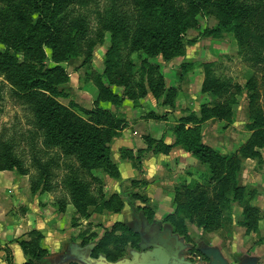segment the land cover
<instances>
[{
    "label": "rangeland",
    "instance_id": "1",
    "mask_svg": "<svg viewBox=\"0 0 264 264\" xmlns=\"http://www.w3.org/2000/svg\"><path fill=\"white\" fill-rule=\"evenodd\" d=\"M148 1L66 0L65 14L68 20L54 46L46 47L47 58L42 60L25 51H11L13 59L8 64L0 63V171L6 164L7 152H10L19 158L27 169L26 175L30 176L31 186L32 177L38 178L42 166L53 160L51 164L49 163L53 172L49 192L53 191L56 198L68 200L71 197L72 199L68 183L72 175H76L82 181L86 195L96 202L99 203L102 198L109 197L104 193L103 183L118 177L111 176L101 168H84L76 156L67 155L59 148L44 144L45 138L40 127L38 111L47 96L55 99L62 106L74 110L85 120L90 119L85 113L94 110L96 102L102 108L123 117L127 125L113 137L111 144L114 153L112 160L117 165L115 159L120 157L122 160H131L137 168L143 166L144 151L141 150L142 153H140V149L136 147L118 145L117 140L122 132L130 127V123L141 116L147 114V118L150 119H163L168 116L172 108L175 111L178 90L185 88V92H188L189 85L198 86L206 81L214 80L225 83L223 85L225 90L219 95H206L202 101L196 96L188 99L192 107L199 105L198 111L206 103L212 108L216 105L230 104L231 119L215 120L205 126L206 136L205 138L203 136V141L215 150H217L216 146L213 145L219 146L222 143H229L226 148L231 151L237 150V141L240 142V149L248 145L256 131V129L250 130V124L259 122L258 128L264 130V0H238L237 6L243 12L242 27L235 32L213 37H206L204 34L207 29L217 26L221 17L215 6V0H212L211 4L199 14H192L183 1L175 0L187 15L191 27L182 37L185 53L178 55L176 49H171L170 52H174L175 56L169 60L162 56L153 58L150 55V47L153 43L151 32L162 26L168 27L169 22L149 13L146 8ZM32 9L30 0H0V11L9 14L14 21L19 18L20 11L30 13ZM117 24L119 25L118 33L114 31ZM114 34H116L117 44L108 65L107 53L112 45ZM71 35H76L72 42L74 46L72 53L67 47V44L71 42L69 39ZM7 55V44L0 32V59L6 58ZM62 56H68V59L59 61L58 59ZM145 61L154 66V77L163 76L167 88L171 89L169 96L172 95V97L167 95L159 100L151 91L146 98L132 97V95L140 94L138 84L142 78L147 86L148 74L142 75ZM191 74L195 75L192 79ZM46 77L58 83L39 82L36 88L30 85L32 80L41 78L44 81ZM178 85H181L179 89ZM103 86L109 87L121 98L120 107H116L106 99ZM185 95L190 96L186 93ZM166 100L171 103L169 104ZM165 106L168 109L167 112L164 111L166 109H162ZM219 122L222 123L219 124ZM216 131L232 132L235 148L231 137H218L214 134ZM145 137L153 138L151 135H145ZM160 140L163 144H173L168 140ZM144 141L147 144L145 138ZM162 147L164 145H159L154 150L161 153L158 149ZM140 154L141 160L137 162L136 158ZM228 157L234 156L228 155ZM235 157L237 158L238 155ZM248 158L243 156L238 158L240 168L248 166L250 163L247 161ZM225 163L221 165L224 166ZM231 164L232 162H228V165ZM17 175L24 176L19 173H16ZM130 199L133 198L130 196ZM80 216L82 219L87 218L82 214ZM38 233L41 234L40 238ZM94 233H98L99 237H94ZM103 233L59 232L58 238H49L54 245L60 246V249L53 254L49 253L44 246L45 232H24L12 237L22 248L26 261L29 257L24 252V242H29L31 251L35 247V242H39V246L48 252V256H45L40 264H71L75 263L74 261L81 264L91 262H94L93 264H132L140 254H143L139 253L137 248H142L146 254L155 252L157 259L163 260L164 264L172 263L173 260L183 262L194 260L200 264L199 261L205 259L209 261L210 257L214 256L208 248L199 246V242L205 240L204 232H189L191 241L173 232L182 241L183 248L179 255L176 254L175 248L168 250L160 240L157 242L159 246H162L161 248L149 246L144 241L142 232H136L140 237L138 247L127 246L128 256L111 261L105 254L95 256L94 249ZM170 234L171 232L168 235ZM204 242L207 243L208 239ZM244 247L247 249L248 245L245 244ZM0 253L7 264H13L14 257L10 261L7 247L1 248ZM148 264L158 263L149 262Z\"/></svg>",
    "mask_w": 264,
    "mask_h": 264
},
{
    "label": "trees",
    "instance_id": "2",
    "mask_svg": "<svg viewBox=\"0 0 264 264\" xmlns=\"http://www.w3.org/2000/svg\"><path fill=\"white\" fill-rule=\"evenodd\" d=\"M33 11L25 13L19 12V18L14 21L13 18L2 11H0V32L3 40L7 44L8 55L4 59H0L1 64H8L13 59L11 51L19 52L25 51L32 56L47 58L46 47L54 46L58 41L64 26L68 20L65 14L66 0H30ZM190 9L192 14H199L211 4L212 0H181ZM215 6L218 8L221 15L217 26L207 29L205 36H219L224 33L235 32L242 27L241 18L243 12L238 8V0H215ZM149 13L157 15L159 18H164L169 22L168 27L162 26L151 32L153 43L150 47V55L155 58L162 56L169 60L175 56L171 49H176L178 55H183L184 41L183 35L190 29L191 24L187 15L183 12L181 6L177 5L175 0H149L146 4ZM119 25L117 24L114 31L118 33ZM76 35H71V42L67 44L68 51L73 52V43ZM112 45L108 50L109 65L114 54L117 40L116 34L113 35ZM176 52V53H177ZM68 56H62L58 60H67ZM155 71L154 66L148 61L144 62L142 75L148 74L147 86L142 80L138 84L140 94L132 95L135 98H146L149 91L153 93L156 99H161L164 96H169L170 90L166 86L163 76L158 78L153 76ZM39 82L46 84H57L48 77L44 81L41 78L32 80L31 86L36 88ZM36 83V84H35ZM224 82L218 80L206 81L202 86V93L207 96H216L223 92ZM106 99L109 100L116 107H120L122 100L109 87L103 86ZM49 89H47L48 91ZM169 99V98H168ZM168 103L169 101L166 100ZM172 101V100H171ZM171 103V102H170ZM169 103V104H170ZM95 109L91 112H86L85 115L90 117L85 120L78 116L74 110L62 106L55 99L45 97L41 109L38 111L41 120V129L44 135V144L48 147L59 148L65 154L76 156L82 163L84 168L93 167L101 168L108 174L114 177H119L120 171L117 164L112 160V142L113 137L117 136L121 130L127 125L126 120L118 114H114L111 110L104 109L98 102L94 104ZM232 111L230 104H221L211 107L209 104H203L199 111H192L187 116L180 119L179 124L173 129L175 142L172 145L163 144L161 140H156L151 137H145L148 148L158 149L163 154H169L174 147H180L191 153L199 160L211 166L214 179L218 182L216 186L215 198H219L223 206L230 203L233 196L234 200L244 202L246 199L247 189L240 185L238 173L241 170L239 166L240 156L256 157L260 156V150L264 148V130L258 128L259 122L250 124V130H255L252 141L240 149L239 156L228 157L220 154L217 150L207 145L203 141L202 124L212 118L231 119ZM257 118V117H256ZM258 119V118H257ZM193 124V127L188 125ZM10 150V148H8ZM140 153H142L140 151ZM129 156V155H128ZM137 162L141 160V154L136 158ZM42 166L39 177L32 182L31 190L33 194L47 193L51 190V171L50 164ZM223 162H226L224 166ZM228 162H232L228 165ZM50 163V164H49ZM2 170H15L20 175H26L27 169L23 166L21 160L7 152L6 164ZM69 186L72 192V201L77 213L89 216V208L97 206L98 210H103L105 207L120 212L124 209L125 204L120 195H112L108 201L105 197L98 203L93 198H90L85 193V186L76 175H72L68 179ZM134 185L143 186L147 184L145 180L133 181ZM133 199H141L147 203L148 198L145 195L133 194ZM192 201L182 204L175 215H170L166 219L175 227L176 234L191 241L192 237L189 234L188 223L195 222L203 226L205 230L213 229L216 226L215 217L218 212V205L210 198L207 200L204 194H192ZM63 202V201H62ZM66 208V204L60 207L62 211ZM148 213L149 219L153 220L154 214L150 208H144ZM204 214L201 216V213ZM254 212V209L248 207L246 213ZM195 215L197 216L195 218ZM122 231V232H117ZM94 237H99L98 233L93 234ZM41 234L38 233V238ZM139 235L130 230L122 224H115L111 231L103 233L96 248L94 249L96 257L100 254H105L106 257L115 261L124 256H128L127 246L138 247ZM28 243V244H27ZM29 242H24V252L29 257L24 264H40L45 256H48L47 250L39 246V242H35L33 250H29ZM144 253L145 250L137 248ZM1 250V248H0ZM143 250V251H142ZM9 252L10 261L13 259L12 251L7 248ZM137 264L142 261H136ZM77 264V263H71Z\"/></svg>",
    "mask_w": 264,
    "mask_h": 264
},
{
    "label": "crops",
    "instance_id": "3",
    "mask_svg": "<svg viewBox=\"0 0 264 264\" xmlns=\"http://www.w3.org/2000/svg\"><path fill=\"white\" fill-rule=\"evenodd\" d=\"M194 76L191 74V79ZM180 86L178 85V89ZM202 86V83L198 86L189 85L188 92H185V88L178 90L175 111L172 108L167 117L150 119L145 114L130 123V127L122 132L116 143L144 151V164L137 168L129 159L122 160L120 157L115 159L120 171L119 177L105 181L103 188L104 193L109 195L105 201L115 194L122 197L125 207L120 212H114L106 207L98 210L97 206H91L88 210L89 216L82 219L71 197L68 200H61L55 197L53 191L33 194L29 175L20 177L16 176L18 172L15 170L0 171V248L7 247L12 251L13 264H23L26 258L22 248L12 236L16 237L24 232H45L44 246L53 254L60 249V246L54 245L49 238H58L59 232H106L111 231L115 224L125 225L134 232H142L144 241L149 246H159L157 240L163 241L168 250L175 248L176 254L179 255L183 248L182 241L174 235L175 227L166 218L175 215L182 204L192 201L193 193L204 194L207 200L213 199L218 205L216 226L213 229L205 230L203 226L195 223L196 221L187 220L189 232H204V239H208L207 243L204 242L205 240L199 242V246L208 248L214 254L209 261L199 259L201 261L198 263L264 264V150H260V156L248 158L247 161L250 163L238 173L240 185L247 189L245 201L234 200L233 196H230L232 201L224 207L221 200L215 198L218 182L214 179L209 164L180 147H174L169 154L157 153L154 149L149 150L144 141L145 135H151L156 140L163 139L174 143L173 129L179 124L180 119L192 111H198L199 108L198 104L192 107L188 99L196 96L202 101L206 96L202 93ZM148 100L151 102L149 98ZM166 108V106L162 107L163 110ZM164 111L167 112L168 109ZM215 120L224 121V119L212 118L204 122L202 124L204 138L205 126ZM193 126V124L188 125V127ZM231 133L216 131L214 134L222 138L231 137L235 148V140ZM213 146H216L222 155L235 157L240 153L238 141L237 150L231 151L226 148L229 143ZM32 179L34 181L37 178L34 176ZM141 180H145L147 184L143 186L132 183ZM141 193L147 196V203L141 199H130L133 194ZM63 203L66 204L64 211L60 209ZM146 207L153 212V220L149 219L144 209ZM248 207L254 209V212L246 213ZM203 214L204 212L201 216ZM170 232L171 234L168 235ZM245 244L248 245L247 249L244 247ZM136 261H142L139 264L149 262L164 264L163 260L157 259L155 252L140 254L132 264H137ZM74 262L81 264L78 261ZM191 263L197 264L194 260L189 262L173 260L172 263L167 264ZM0 264H7L2 253H0Z\"/></svg>",
    "mask_w": 264,
    "mask_h": 264
},
{
    "label": "water",
    "instance_id": "4",
    "mask_svg": "<svg viewBox=\"0 0 264 264\" xmlns=\"http://www.w3.org/2000/svg\"><path fill=\"white\" fill-rule=\"evenodd\" d=\"M144 254V253H143Z\"/></svg>",
    "mask_w": 264,
    "mask_h": 264
}]
</instances>
